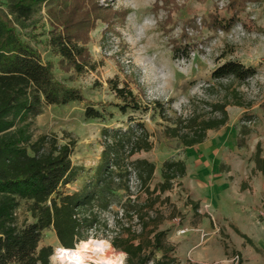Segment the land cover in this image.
Segmentation results:
<instances>
[{
	"label": "trees",
	"instance_id": "obj_1",
	"mask_svg": "<svg viewBox=\"0 0 264 264\" xmlns=\"http://www.w3.org/2000/svg\"><path fill=\"white\" fill-rule=\"evenodd\" d=\"M242 2L232 0L230 8L235 15L228 24L223 25L217 18L212 24L229 29ZM43 7L52 28L46 46L59 58L58 69L72 72L68 79L71 82L96 68L86 47L95 23L101 20L112 24L125 17V13L100 6L98 0H0V264H51L53 248H40L45 231L52 230L60 245L73 251L80 243L79 248L96 243L89 241L90 232L101 228L111 231L106 238L116 250L126 254L127 264H181L174 256L176 248L168 242L169 230L162 229L169 218L161 207L168 202L163 196L186 177L187 165L184 161L164 162L162 182L152 189L155 164L133 160L138 153L153 148L144 123L130 119L125 129L105 128L99 165L82 189L74 193L66 189L83 173V168L74 166L71 160L75 144L59 145L55 135L35 138L36 119L45 106L84 103L87 120L105 118V111L96 109L98 104L88 102L79 89L55 77L54 62L44 61L39 51L22 39L20 31L29 28V21ZM178 50H174L175 59L179 58ZM181 52L182 58L189 59L187 48ZM254 71L228 61L213 71L211 79L241 83ZM109 84L120 101L115 106L123 115L128 111H148L127 86L120 87L115 80ZM153 106L164 113L159 102ZM226 107L227 103L216 105L220 114L216 118L187 119L188 132L182 134L173 128L170 137L178 139L185 148L203 144L208 131L218 130L228 122ZM255 158L264 174V162L258 155ZM133 182L139 189L136 195L132 193ZM120 192L127 193V200L119 211H113ZM22 203L31 222L27 218L20 221L18 210ZM193 208L198 213L199 204L193 203ZM104 213L112 214L111 229L109 220L102 218ZM120 255L123 262L124 255Z\"/></svg>",
	"mask_w": 264,
	"mask_h": 264
},
{
	"label": "rangeland",
	"instance_id": "obj_2",
	"mask_svg": "<svg viewBox=\"0 0 264 264\" xmlns=\"http://www.w3.org/2000/svg\"><path fill=\"white\" fill-rule=\"evenodd\" d=\"M112 2L113 0H104L99 5L110 7L116 12ZM201 2L202 0H192L189 5V0H155L152 9L162 13L164 17L155 34L154 46L167 50L180 72L185 71V66L189 68L187 77L178 76V93H186L189 87L197 83L204 86L208 81L207 95L202 100H193L191 109L184 115L169 109L167 104H161L163 114L154 110L153 104L145 103L133 79L123 72L117 74L116 63L120 49L113 47L112 33L115 26L124 22L119 18L112 24L101 20L95 23L86 47L96 68L87 70L74 82L68 81L72 72L64 73L59 70L56 65L59 58L46 46V39L52 28L47 9L43 7L29 21V28L20 31L22 39L38 50L44 61L54 62L55 77L68 86L79 89L88 102L98 104L96 109L105 111V118L87 120V105L84 103H73L65 107L45 106L36 119L35 138L44 134L55 135L59 145L75 144L71 160L74 166L83 168V173L66 189L67 192L74 193L82 189L99 165L103 151L102 131L105 128L125 129L130 119H134V123H144L151 135L153 148L148 152L138 153L133 160H147L155 164L156 172L151 188L162 182L161 170L166 161H184L190 171L163 196L168 202L161 207L169 218L162 229L169 230L167 239L171 245L175 248L179 246L184 257L190 255L191 260L187 259L186 264H227L229 260L232 264H264V174L258 169L255 158L258 155L264 162V95L252 101L246 97V89L242 83L234 80L212 81L213 71H201L200 57L197 55L204 54L219 32H229L244 14L248 0L242 2L235 23L227 30L216 28L212 20L217 18L226 25L228 20L234 18L235 10L229 5L227 10L210 9L207 15L201 16ZM208 3L215 8L217 0H208ZM132 20L133 17L129 16L128 21ZM181 26L184 34L179 28ZM245 26L264 31L256 29L254 24ZM193 30L197 33L196 39L190 37ZM217 44L220 52L217 53L219 59L213 66L214 69L228 61L239 62L237 58L250 59L264 55V51L258 52L251 44L234 49L226 38ZM184 48L188 49L189 59L181 56ZM176 49L180 50L179 58L175 59ZM114 53L117 55L114 56ZM193 61L196 63L193 64ZM111 80L117 81L120 87L127 86L131 89L148 111L142 114L128 111L123 115L115 106L120 101L111 90ZM226 103L228 122L218 130L207 132L204 143L210 141L209 146L203 147L200 144L185 148L178 139L170 137V130L173 128H177L182 134L188 132L186 120L191 117L198 121L219 117L216 105ZM236 103L243 106H237ZM203 168L208 169L205 176L200 174ZM132 187V193L136 195L139 192L137 184L133 182ZM141 198H145L144 194ZM126 200L127 193L120 192L115 199L113 211H119L120 205ZM193 203L199 204L198 213L194 211ZM25 208L22 203L18 210L20 221L27 218L31 222ZM111 216L110 213L102 214L103 219L109 220L110 229L113 226ZM172 216L175 218L170 219ZM106 235H111V231L101 228L90 232L89 241L96 243L79 248L80 243L75 248L77 250L73 251L65 249L61 264H72L84 258L93 259L97 264H105L102 258L107 256H116L122 262L120 254L124 255L123 262L127 264L126 254L116 250ZM202 239H209V242L196 248ZM42 247H52L54 254L50 259L51 264H59L55 252L62 246L52 230L43 233L40 243V248ZM86 249H90L91 253L86 255Z\"/></svg>",
	"mask_w": 264,
	"mask_h": 264
},
{
	"label": "clouds",
	"instance_id": "obj_3",
	"mask_svg": "<svg viewBox=\"0 0 264 264\" xmlns=\"http://www.w3.org/2000/svg\"><path fill=\"white\" fill-rule=\"evenodd\" d=\"M101 4L104 0H99ZM192 0H189V5ZM232 0H217L215 8L202 0L200 15L205 16L209 10H227ZM155 0H113L112 7L116 12L125 13L124 22L113 29V47L120 49L119 59L116 63V72H123L133 79L141 91L146 104L159 102L167 104L169 109L180 115L186 114L192 107L193 100H202L207 95L208 81L201 86L200 83L188 88L187 92L178 93L177 81L179 77H187L189 68L180 72L168 51L154 46L155 34L158 26L164 18L162 13L154 12ZM222 5V8H221ZM133 17L131 22L128 17ZM255 25L256 29H264V2L262 0H248L244 14L232 26L227 34L219 32L217 38L206 48L200 57V70L211 73L214 65L217 64L220 52L217 42L227 39L234 48H244L251 44L258 52L264 51V31L252 30L245 25ZM182 34L183 28L179 27ZM192 39L197 38V33L190 32ZM206 38V37H205ZM111 51V49H109ZM117 53H114V56ZM237 60L244 68H253L255 71L241 83L246 89V97L255 101L264 95V55L253 56L250 59ZM193 64L196 62L193 61ZM195 71V69H193ZM235 79L234 75L230 76ZM171 102V103H169ZM227 264H232L231 260Z\"/></svg>",
	"mask_w": 264,
	"mask_h": 264
},
{
	"label": "crops",
	"instance_id": "obj_4",
	"mask_svg": "<svg viewBox=\"0 0 264 264\" xmlns=\"http://www.w3.org/2000/svg\"><path fill=\"white\" fill-rule=\"evenodd\" d=\"M209 144H210V141H206V143H203V147H207V146H209ZM211 144H212V142H211ZM190 173V171L188 170V168H187V173ZM201 173V175L203 176H205L206 175V173L208 172V169H205V168H203V169H201V171H200ZM209 242V239L208 240H203L202 239V241L201 242H199L198 243V246L196 247V248H199L203 243H208ZM195 248V249H196ZM175 258H177V260L181 263V264H186L188 261H187V259L188 260H191L190 259V255H187L186 257H184V253L183 252H181V250H180V247L178 246L177 248H176V252H175ZM196 258V257H195Z\"/></svg>",
	"mask_w": 264,
	"mask_h": 264
},
{
	"label": "bare ground",
	"instance_id": "obj_5",
	"mask_svg": "<svg viewBox=\"0 0 264 264\" xmlns=\"http://www.w3.org/2000/svg\"><path fill=\"white\" fill-rule=\"evenodd\" d=\"M63 248V247H62ZM64 250H65V248H63ZM77 250V249H76ZM65 253V252H64ZM63 253V254H64ZM88 253H91V250L90 249H86L85 250V254L86 255H88ZM115 258H112V257H108L107 256V258H102L103 259V262L105 263V264H122V262L119 260V259H117V257L116 256H114ZM88 258H84V259H82V260H80V261H74V262H72V264H86V260H87Z\"/></svg>",
	"mask_w": 264,
	"mask_h": 264
},
{
	"label": "built area",
	"instance_id": "obj_6",
	"mask_svg": "<svg viewBox=\"0 0 264 264\" xmlns=\"http://www.w3.org/2000/svg\"><path fill=\"white\" fill-rule=\"evenodd\" d=\"M65 252V250L60 247L56 250L55 255L57 257V260L59 261V264L62 263V255ZM86 264H97L93 259H87Z\"/></svg>",
	"mask_w": 264,
	"mask_h": 264
}]
</instances>
